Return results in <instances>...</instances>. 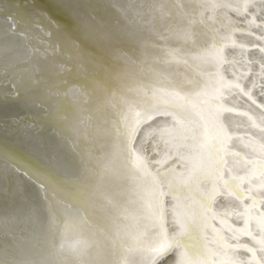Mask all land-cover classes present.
Masks as SVG:
<instances>
[{
	"label": "bare ground",
	"instance_id": "bare-ground-1",
	"mask_svg": "<svg viewBox=\"0 0 264 264\" xmlns=\"http://www.w3.org/2000/svg\"><path fill=\"white\" fill-rule=\"evenodd\" d=\"M5 1L0 136L31 161L0 150V264H150L166 203V264H264V0Z\"/></svg>",
	"mask_w": 264,
	"mask_h": 264
},
{
	"label": "water",
	"instance_id": "water-1",
	"mask_svg": "<svg viewBox=\"0 0 264 264\" xmlns=\"http://www.w3.org/2000/svg\"><path fill=\"white\" fill-rule=\"evenodd\" d=\"M27 1L28 0H23V3L21 2L22 6L24 8H26V6L29 5V1H30V3L31 2L32 3L33 2H35V3L39 2V0H34V1L33 0H29L28 2ZM4 2H6V1L4 0ZM27 7H29V6H27ZM252 8L253 9L251 10V13H250V18L252 20V28H251V30L254 31L257 34H260V25H262V23H264V2L260 3V4H255V5H253ZM10 12L11 11L9 10L8 12H5L4 14L0 15V19L2 18L3 22H5L6 24H7V20L11 21V23H12L11 17H13V16H12V14ZM247 13L248 12H245L242 15L237 16V17L234 16V18L237 19L236 21L239 22V24L244 23V21L246 20V17L249 18V16L246 15ZM25 18H26V16H24V19ZM15 23H16V21H15ZM16 25H17L16 26L17 28H20L18 23H16ZM238 35L240 36L242 34H236V39L239 38ZM261 37H262V41L259 43L260 45L259 44H255L256 47L255 46L253 47V45H252V47H250L244 53V55H247L248 60H249V57H250V59H252L253 67H250V68L247 69V71L249 70L248 73H247V76L244 78V81H242L240 86L243 89L245 88L244 90L249 89V91L252 92V95H255V101L258 104H260V105L261 104L264 105V74L260 73L261 63L264 64V33L261 34ZM245 46L249 47L251 45H245ZM231 51L232 50H228V54ZM151 122H147L146 124L141 125L140 129L143 128V126L150 124ZM139 132L136 131L135 137L139 134ZM11 144H13V143L11 141H9L7 138H4V137L0 136V150L2 151V153H5V151H6V155L8 157H13L17 161V163H20V164L21 163L23 164V162H24L26 167H28L29 163L31 161L30 155L27 152L12 146ZM144 149H146V147H143V152H144V155H147V156L144 157V160L148 161V160H150L152 158L151 157V153L147 154L144 151ZM14 154H15V157H14ZM8 159H11V158H8ZM2 160H3V166H5V169L2 170V172L6 173V175L9 177V180L12 181V179L19 178L20 172L24 173L23 171L20 170V168L18 169L15 166L16 164H14V160H13V163H12V161L8 162L5 159H2ZM10 166H12V167H10ZM155 168H157V167H155ZM157 169H162V168L158 167ZM43 174L45 176H46V174L50 175V173L47 172L45 169H44V173ZM162 178H159L158 180L160 181V183L165 184V178H163V179ZM165 197H167V194L165 195ZM165 206H166V207H164L165 215H167V219L165 221V223H166L165 224V226H166V238H167V240L165 242V249L162 251V253L159 256H155L154 258H152V260L150 261V264H166L169 260H171L174 257V254L176 252L177 245L174 243V238L175 237L173 238V234L170 233V231L173 228H172V224L170 223L169 216H168L169 207L167 206V203L165 204ZM91 212H92V210L89 213L90 217L92 215ZM27 217H25L24 219H27ZM28 224L29 223H28V219H27V221L25 222V225H28ZM5 227L6 226H5V223H4L3 227L0 228V236L2 238L6 237V236H11V235L15 234L16 232H18L17 228L12 229V227H11L9 229V235H6V228Z\"/></svg>",
	"mask_w": 264,
	"mask_h": 264
}]
</instances>
